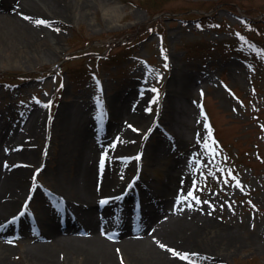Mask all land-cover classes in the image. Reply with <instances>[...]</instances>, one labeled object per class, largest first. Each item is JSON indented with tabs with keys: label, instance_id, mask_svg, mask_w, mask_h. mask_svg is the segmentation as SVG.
Returning <instances> with one entry per match:
<instances>
[{
	"label": "rangeland",
	"instance_id": "1",
	"mask_svg": "<svg viewBox=\"0 0 264 264\" xmlns=\"http://www.w3.org/2000/svg\"><path fill=\"white\" fill-rule=\"evenodd\" d=\"M30 1L39 34L18 42L0 33V151L13 150L17 162L35 151L32 185L1 216L11 221L0 227L7 261L24 264L26 233L76 205L67 180L79 144L70 131L82 118L95 141L112 145L109 175L133 210L171 201L169 172L178 168L175 179L183 165L180 203L201 205L213 228L190 235L183 252L198 255L179 256L182 263L264 264V0H164L157 13L137 0H83L59 21ZM184 105L189 113L179 114ZM113 249L117 264H129L123 248Z\"/></svg>",
	"mask_w": 264,
	"mask_h": 264
},
{
	"label": "bare ground",
	"instance_id": "2",
	"mask_svg": "<svg viewBox=\"0 0 264 264\" xmlns=\"http://www.w3.org/2000/svg\"><path fill=\"white\" fill-rule=\"evenodd\" d=\"M0 1V33L2 35L6 38H17L15 41L19 42L21 37L27 40L39 34L40 31L35 24V19L39 16L29 10L32 6L34 7V3L30 0ZM38 2L50 11L51 18L55 21L63 20L65 15L71 13L72 7L81 8L85 3L83 0H38ZM111 8L117 15L116 7ZM186 84V81L181 82L182 89L188 88ZM179 110V114L189 113L185 105ZM179 114L173 113L170 120H175L176 116L178 120L181 119ZM79 121L81 123L78 127L70 131L71 134L76 135L79 144L76 148L78 153L76 171L74 176L67 180L76 205L69 208L63 207L62 217L36 236L27 232L30 229L27 223L22 224L24 231L27 232L26 241L28 240L23 251L24 264H117L113 248L118 247L124 249L129 264H184L171 250L176 249L183 253L187 248L186 244L192 241L191 234L196 236L205 233L207 229L213 228V224L206 217L205 209L201 205L194 208L180 203L179 196L187 181L183 165L179 167L182 174H178L177 178L174 179V173L178 171V168L175 170V165L169 172L170 177L164 193H172L171 201L156 200V203L147 205L139 213L138 222L134 218L133 221L129 220L135 209L130 208L129 203H124L126 195L125 197L119 195L121 198H116L121 193L122 185L109 175L108 170L111 168L110 163H107V156L103 167L100 163L102 155L105 152L109 154L111 147H108L104 141L101 143L95 141L94 137L92 138V129L86 125L85 120L81 118ZM34 152L31 149L22 151L19 157L21 161L17 162L13 150H8L5 154L0 151L2 157L0 160V222L3 220L2 213L18 203L15 197L22 196L24 192L27 193L28 186L30 187L34 181L32 178ZM146 187L145 185L140 187L142 191L139 190L141 195L139 199L147 195ZM102 197L112 199L100 205L96 199L99 200ZM130 197L133 198L132 195ZM145 199L146 197L142 198V202ZM120 208L129 210L124 213H120L122 210L116 212ZM95 209H98L96 213ZM111 211L116 213L109 214ZM160 211L164 213L167 211L170 214L160 218ZM120 219L121 221H118ZM106 220L111 222V228L106 224L101 227L94 224V221ZM10 223L11 221L0 223V227H9ZM112 229L117 230L113 231L117 232L116 235L112 234ZM147 231L145 236L141 235ZM164 244L168 247H163ZM10 252L11 248L0 242V264H10L7 261Z\"/></svg>",
	"mask_w": 264,
	"mask_h": 264
},
{
	"label": "snow or ice",
	"instance_id": "3",
	"mask_svg": "<svg viewBox=\"0 0 264 264\" xmlns=\"http://www.w3.org/2000/svg\"><path fill=\"white\" fill-rule=\"evenodd\" d=\"M40 22H42V23H44V24H50V23H51L50 21H48V20H43V19H41ZM56 30L59 31V28H57ZM153 91H157V90H156V89H153ZM47 103L50 104L51 101H47ZM209 139H210L209 137H204V142L207 143V141H208ZM213 143H215V142L213 141ZM111 146H112V145H110V147H111ZM137 155L139 156V154H137ZM213 155H215V150H213ZM106 156H107V152H105V153L102 155V157H101V161H100V163H101V166H102V167H103V165H104V163H105V157H106ZM226 158H227V157H225V159H226ZM5 163H7V162H5ZM37 171H39V170H37ZM222 171H224V172H226V173L232 175V179H233L237 184L240 183V181L236 178V176H235L234 174L231 173V170H230V169H222ZM195 183H196V181L190 179V184L194 185ZM188 195H189V198H192L193 194H192L191 190H189V194H188ZM116 198L119 199V198H121V197L118 196V197H116ZM110 199H112V198H110V197H102L101 200H100V203H101V204H105V203H107ZM195 199L199 200V197H195ZM12 219L15 220L16 217H13ZM106 234H107V233H106ZM162 246L165 247V248L168 247L167 244H164V245H162ZM171 251H172L176 256H182V257H184V258H187L189 255H198V254H196V253H188V252H183V253H181V252L177 251L176 249H172Z\"/></svg>",
	"mask_w": 264,
	"mask_h": 264
},
{
	"label": "trees",
	"instance_id": "4",
	"mask_svg": "<svg viewBox=\"0 0 264 264\" xmlns=\"http://www.w3.org/2000/svg\"><path fill=\"white\" fill-rule=\"evenodd\" d=\"M137 2H138V4H142L143 6H145V7H149L151 10H154L155 11V13H157V12H161L162 10H163V3L165 2L164 0H137ZM264 13V11H260L259 12V15L261 14H263ZM247 15V14H246ZM246 17H248L249 18V16L247 15ZM247 18V20H246V23L247 24H252V25H254L255 24V20H253V19H248ZM203 18H201L200 17V19L199 20H202ZM249 44H251L250 42H249ZM254 48H255V46L254 45H256L255 43H253V44H251Z\"/></svg>",
	"mask_w": 264,
	"mask_h": 264
}]
</instances>
